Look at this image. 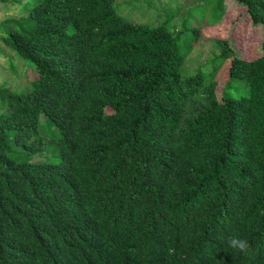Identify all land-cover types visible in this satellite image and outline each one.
<instances>
[{
	"label": "trees",
	"instance_id": "trees-1",
	"mask_svg": "<svg viewBox=\"0 0 264 264\" xmlns=\"http://www.w3.org/2000/svg\"><path fill=\"white\" fill-rule=\"evenodd\" d=\"M239 2L264 28V0ZM20 15L3 41L36 78L0 85V264H264V54L217 40L212 70L184 77L169 19L136 23L115 0ZM238 79L249 93L228 95Z\"/></svg>",
	"mask_w": 264,
	"mask_h": 264
},
{
	"label": "rangeland",
	"instance_id": "rangeland-1",
	"mask_svg": "<svg viewBox=\"0 0 264 264\" xmlns=\"http://www.w3.org/2000/svg\"><path fill=\"white\" fill-rule=\"evenodd\" d=\"M25 1L0 0V85L7 84L5 88L14 92L29 88L28 81L36 78L35 67L4 43L3 36L9 30L1 23L24 17L20 13ZM219 3L220 0H115L118 12L136 23L154 25L169 19L168 26L178 39L181 51L187 53L182 68L184 77L194 75L198 70H212L214 59L222 51L217 40H226L237 56L246 60H255L264 54L263 26L252 22L247 8L239 0H225L224 15L214 22ZM224 89L219 83V99H222ZM230 89L228 95L249 93L244 79L236 80ZM7 112V107L0 102V113ZM46 156L47 153L42 152L34 161L43 162Z\"/></svg>",
	"mask_w": 264,
	"mask_h": 264
},
{
	"label": "clouds",
	"instance_id": "clouds-1",
	"mask_svg": "<svg viewBox=\"0 0 264 264\" xmlns=\"http://www.w3.org/2000/svg\"><path fill=\"white\" fill-rule=\"evenodd\" d=\"M227 244L230 248L244 254H248L250 251V245L248 241L236 235L229 236L227 239Z\"/></svg>",
	"mask_w": 264,
	"mask_h": 264
}]
</instances>
